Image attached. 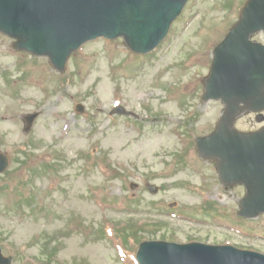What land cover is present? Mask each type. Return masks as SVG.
Returning <instances> with one entry per match:
<instances>
[{
  "label": "rangeland",
  "instance_id": "1",
  "mask_svg": "<svg viewBox=\"0 0 264 264\" xmlns=\"http://www.w3.org/2000/svg\"><path fill=\"white\" fill-rule=\"evenodd\" d=\"M244 1L189 0L147 57L121 39L97 40L63 73L46 57L23 52L24 60L0 34V148L10 157L0 175V247L11 264H137L138 244L160 239L264 254V215L238 217L243 187L223 186L195 150L224 108L201 99L211 49ZM253 38L264 43L261 32ZM235 125L264 122L246 112Z\"/></svg>",
  "mask_w": 264,
  "mask_h": 264
},
{
  "label": "water",
  "instance_id": "2",
  "mask_svg": "<svg viewBox=\"0 0 264 264\" xmlns=\"http://www.w3.org/2000/svg\"><path fill=\"white\" fill-rule=\"evenodd\" d=\"M187 0H0V31L16 39L15 48L45 55L63 70L70 53L99 36H122L134 52L145 53L166 34ZM264 30V0H248L239 21L214 52L205 98L227 105L216 130L198 141L206 154L218 156L220 176L227 184L241 183L246 197L244 216L264 212V129L255 133L232 130L239 103L264 109V47L249 35ZM33 117L28 119V123ZM6 158L0 157V171ZM140 264H264V255L229 246L144 243Z\"/></svg>",
  "mask_w": 264,
  "mask_h": 264
}]
</instances>
